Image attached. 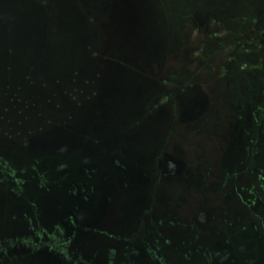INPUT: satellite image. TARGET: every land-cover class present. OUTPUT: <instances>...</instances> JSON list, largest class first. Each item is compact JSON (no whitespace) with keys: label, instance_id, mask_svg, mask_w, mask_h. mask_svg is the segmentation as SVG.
Returning <instances> with one entry per match:
<instances>
[{"label":"rangeland","instance_id":"374dc122","mask_svg":"<svg viewBox=\"0 0 264 264\" xmlns=\"http://www.w3.org/2000/svg\"><path fill=\"white\" fill-rule=\"evenodd\" d=\"M79 11L77 122L0 120V264H264V0Z\"/></svg>","mask_w":264,"mask_h":264},{"label":"trees","instance_id":"16d2710c","mask_svg":"<svg viewBox=\"0 0 264 264\" xmlns=\"http://www.w3.org/2000/svg\"><path fill=\"white\" fill-rule=\"evenodd\" d=\"M71 1L81 5L0 0V120L12 112L24 121L77 122L78 78L95 70L97 56L87 16L62 12Z\"/></svg>","mask_w":264,"mask_h":264}]
</instances>
